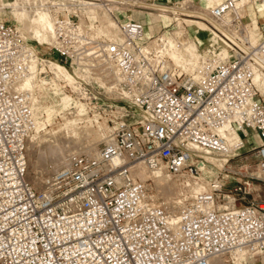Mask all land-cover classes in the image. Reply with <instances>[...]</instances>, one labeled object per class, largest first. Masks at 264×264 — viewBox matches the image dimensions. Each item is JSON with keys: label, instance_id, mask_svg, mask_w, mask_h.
I'll return each mask as SVG.
<instances>
[{"label": "built area", "instance_id": "obj_1", "mask_svg": "<svg viewBox=\"0 0 264 264\" xmlns=\"http://www.w3.org/2000/svg\"><path fill=\"white\" fill-rule=\"evenodd\" d=\"M37 1L51 14L46 43L29 42L18 24L0 18V264H229L242 254L241 264L264 257V204L235 206L241 185L219 207L224 183L216 173L205 190L172 208L131 171L143 164L196 178L203 164L218 166L204 154L225 157L219 168L226 169L229 158L253 149L264 179V94L254 81L264 75V18L246 13L248 1H218L210 13L227 22L228 53L203 45L189 73L143 51L144 25L132 17L140 0ZM102 16L114 21V35L98 30ZM47 54L71 72L112 78L107 92L125 103L126 118L113 122L95 155L71 154L36 188L27 158L35 91L13 82L32 76Z\"/></svg>", "mask_w": 264, "mask_h": 264}, {"label": "bare ground", "instance_id": "obj_2", "mask_svg": "<svg viewBox=\"0 0 264 264\" xmlns=\"http://www.w3.org/2000/svg\"><path fill=\"white\" fill-rule=\"evenodd\" d=\"M215 1L216 0H205L204 6L197 4L195 0H178L177 4L173 6L146 0L137 1V5L141 7V11L139 12L149 15L147 20L141 21L144 25V34H146L145 29L153 25L152 20L154 17H152V15L156 13L158 16L163 17L165 15L162 12L167 9L173 11V19L176 20L175 24L177 25L176 30L174 29L175 31L171 36H167L165 34L150 35V37L154 38L150 39L146 44H142L141 48L147 53V55L150 54L148 57L160 55L164 57V59L171 65L179 67L185 72L194 73L198 58L202 55V53L197 50V42L200 41L201 35L203 33L200 30L206 29L209 31L208 34H206V37H208L210 40L209 45H214V42H219L222 45L221 53L227 54V41L222 35H225L229 38H231V36L228 31L227 22L222 18L214 17L210 13V8L218 2ZM245 1L246 0H237V4H244ZM260 4L262 6H259L258 4L257 7L262 17H264V5L261 2ZM9 5L12 9V14L21 23L28 16V11L30 10L29 7H32L34 14L32 15L33 17L31 21L33 22L34 27L32 28L31 34V38L33 39L31 40L38 41L40 43H46L49 41L52 29V20L51 14L47 9L42 8L37 0H12L8 6ZM27 8H29V10ZM100 20L101 25L98 30L103 31L110 36L116 33L115 23L111 18L102 16ZM186 25L189 27L190 31L186 29ZM24 27L25 26H23V28ZM184 54L189 57H185ZM46 61H50L47 64V67L48 69L53 70L56 75L61 74L68 81V83L72 84L74 82L72 74L66 69L64 65L57 61L48 59L41 61L40 64L34 65L32 76L15 79L13 86L33 89L35 91L37 83L35 82L34 78L36 77L39 69H46ZM254 81L261 93L264 94V75L256 73L254 75ZM53 84L55 85L57 83L53 82ZM55 86L57 87V85ZM34 93L33 114L35 120V131L29 136L27 148L30 149L32 153L34 151L35 144L37 142L39 143V141H44V145L40 147L38 146L37 148V158L33 163L34 169H40V171L45 169L42 163L45 157L49 158L51 163L50 169L53 171L66 165L71 154L84 151L86 154L95 155L97 153V147L95 143H91L88 140L86 141L89 143L81 142L84 134L90 135L91 133L92 138L103 136L102 138L104 141L108 140V132L110 128L102 126V131H100V129H91L90 126L87 125L88 123L80 124V115L83 114L86 105L81 100L73 99L70 94L64 92L62 93L60 96V104L62 105V109L69 106L70 103H73L76 106L79 115L78 117L72 118L64 117V122L60 124L58 128H54L50 125L52 115L57 112L56 108L53 105L41 104L38 100L36 92ZM41 113L44 115L41 116ZM48 125L50 127H48ZM203 156L206 160L218 165H222V163L225 161V157L223 156H216L212 154H204ZM205 170L206 172H210L207 167ZM40 171L38 170V172ZM131 171L133 175L137 176L141 180L152 178L156 194L163 196L164 199L162 200H165V202L168 203L172 208L175 207L176 203H179L180 199H172L171 192H173L172 190L175 187V182H171L168 179L169 174L164 172H151L143 164L133 165L131 167ZM35 182L42 184L43 177H36ZM207 185H209V183L204 178L199 182H191L188 178H186L182 182L181 189L186 193L183 195L189 197L191 194H194V192L205 190ZM218 206L224 207L227 206V204H218ZM221 261V259L217 260V262Z\"/></svg>", "mask_w": 264, "mask_h": 264}, {"label": "rangeland", "instance_id": "obj_3", "mask_svg": "<svg viewBox=\"0 0 264 264\" xmlns=\"http://www.w3.org/2000/svg\"><path fill=\"white\" fill-rule=\"evenodd\" d=\"M11 1L12 0H0V18L18 24L21 27V30L23 31L25 38L31 43L35 42L31 40L33 39L31 38V34H32V28L34 27L33 22L31 21L33 17L32 15L34 14L32 10L33 8L28 6L30 10L29 8L27 9L30 12L28 11L27 18H25L21 23L12 14V9L10 5L8 6V4ZM157 1L168 6H173L176 4H172V3L178 0H157ZM195 1L197 4H200L201 6H204L205 4V0H195ZM246 1H248V3L245 5L246 13L253 17L256 16L257 14L260 17H262L257 7L258 4L259 6H262L260 2L258 0H246ZM167 10H165L166 12L165 11L162 12L165 15L163 17L158 16L156 13L152 15V17H154V19L152 20L153 26L145 29L146 34L143 45L146 44L150 39L154 38V37H150V35L152 34H160L162 31H167L170 33L167 36H171L174 33L177 27V25L175 24L176 20L175 19L173 20L174 18V15L172 16L173 11H171L170 9ZM137 14L141 16V20H147L149 17V15L143 14V12H135L132 14V17L135 18V15ZM23 26L25 27L23 28ZM186 29L190 31L187 25H186ZM26 30L28 33L26 32ZM200 31H202L203 33L201 35L200 41L197 42L198 44L197 50L199 52L203 53L202 51L203 45H205L204 47L206 48L210 46H216L219 44L222 48V45L219 42H214L215 43L214 45H209L210 40L208 37H206V34H208L209 32L208 30L202 29ZM48 54L46 57L49 60L56 61L55 55H51V54L48 55ZM184 56L189 57L186 54H184ZM49 62L50 61H46V69H42V70L39 69L34 80L38 86V87L36 86L37 88L35 87V92L36 95L38 96L39 102L43 105H53L57 110V112L54 113L51 117L50 126L54 128H58V126L64 122V119L66 117L72 118V117H78L79 115L77 112V108L73 103H70L69 106L62 109L61 107L62 105L60 104V96L62 95L63 92L70 94L73 99L81 100L82 102H84V104H86L83 114L80 115L81 120L79 122L80 124L88 123L87 125H89L91 129L93 128V130L100 129V131H102V126L110 128L114 121L120 118H126L125 116H121L122 111H124V108L126 107L125 103L123 101H120L115 96L114 93L107 92L106 86L112 83L113 81L112 78L105 79L96 71L91 72L86 70L74 69V71L72 72L68 70L74 78V82L71 84L68 83V81L61 74L56 75L53 70L48 69L47 64ZM53 82L57 83L55 84L57 85V87L53 84ZM41 114H42L41 116L44 115L43 113ZM50 126L48 125V127ZM84 135L81 141L83 143L85 142L95 143L96 147H98L100 144L104 142V139L102 138L103 136L92 138L91 133L90 135L89 134H84ZM86 140H88L89 142ZM256 142L257 139L255 136L249 137L248 140L249 145H253ZM43 143L44 141L42 142L39 141V143L37 142L34 146V151L32 153L31 150L27 148L28 178L36 188H40V184L35 182V178L38 176L45 177L49 173V171L51 172L50 169L51 163L48 157H45V159H43L42 163H43V167L45 168L43 171H40V169H34L33 167V163L37 158V153H38L37 148L38 146L39 147L43 146L44 145ZM249 145H247L246 147H249ZM81 152L86 153L84 151ZM214 164L218 165L216 163ZM202 166L203 167H201L202 168L201 171H199V173L196 174L197 176L196 178H193L192 176H188L185 173L181 175H169L168 179L171 182H175V187L172 190L173 192H171L172 199L174 198L173 200L180 199L183 196V194H186L184 190L181 189L182 182L186 178H188L191 182L192 181L199 182L203 178L207 180V182H209L212 176L218 173V175L220 176V178L224 183L222 186V191L220 192L217 198L218 204L228 205L229 203H228V198H226V194L229 193L230 194L229 199H232L231 191L235 186L238 185H241L245 189V193L234 196L235 206H240L248 201H256L258 203L264 204V179H262L259 176L257 160L254 156L253 149H249L245 152H241L240 154L234 157L229 158L226 164L224 165L226 169L219 168L220 165L214 166L207 164L206 166L205 164H203ZM206 167L209 169L210 172H206L205 170ZM38 170L40 172H38ZM147 183L149 185L148 186L149 194L153 196V198L155 197L158 200L164 199L163 196L156 194V190L152 178L147 179ZM207 187L208 185L206 186V188ZM234 256H233V263H229V264H239V261H241V259L244 258V255L242 254H236ZM241 264H264V258L263 257L258 259L246 258L243 262H241Z\"/></svg>", "mask_w": 264, "mask_h": 264}, {"label": "crops", "instance_id": "obj_4", "mask_svg": "<svg viewBox=\"0 0 264 264\" xmlns=\"http://www.w3.org/2000/svg\"><path fill=\"white\" fill-rule=\"evenodd\" d=\"M135 19H136V20H139V21H142V20H141V16H140V15H138V14H137V15H135ZM152 26H153V25H152Z\"/></svg>", "mask_w": 264, "mask_h": 264}]
</instances>
